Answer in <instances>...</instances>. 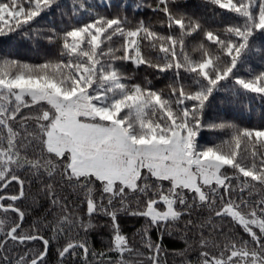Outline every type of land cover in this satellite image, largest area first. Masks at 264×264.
<instances>
[{
    "label": "snow or ice",
    "instance_id": "1",
    "mask_svg": "<svg viewBox=\"0 0 264 264\" xmlns=\"http://www.w3.org/2000/svg\"><path fill=\"white\" fill-rule=\"evenodd\" d=\"M203 7L0 0V264H264V0Z\"/></svg>",
    "mask_w": 264,
    "mask_h": 264
},
{
    "label": "trees",
    "instance_id": "2",
    "mask_svg": "<svg viewBox=\"0 0 264 264\" xmlns=\"http://www.w3.org/2000/svg\"><path fill=\"white\" fill-rule=\"evenodd\" d=\"M65 2L67 4L68 0H65ZM181 2L188 10L194 11L198 14H203L206 11V9L203 7L205 0H181ZM18 50L22 56L34 60L38 59L43 54L42 48H33L31 45L28 44L22 45ZM229 116H235L238 119V121H243L245 124H255L258 123L261 119H264V109L260 107L259 102L257 101L254 102V104L251 107L247 105H242L241 107L236 109L235 112H230ZM133 226L138 227L139 225L135 224V222H130L127 226V230L131 231ZM101 231L104 230L101 229ZM94 242L99 247V240L94 238ZM166 242L175 244L177 246H182V243L178 240L173 239Z\"/></svg>",
    "mask_w": 264,
    "mask_h": 264
}]
</instances>
